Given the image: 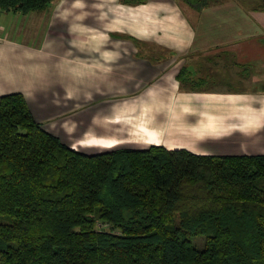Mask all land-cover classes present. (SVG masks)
I'll return each mask as SVG.
<instances>
[{
  "label": "trees",
  "instance_id": "trees-1",
  "mask_svg": "<svg viewBox=\"0 0 264 264\" xmlns=\"http://www.w3.org/2000/svg\"><path fill=\"white\" fill-rule=\"evenodd\" d=\"M53 1L0 0V10ZM178 78L206 81L186 68ZM0 264H264V154L83 151L36 120L22 92L1 94Z\"/></svg>",
  "mask_w": 264,
  "mask_h": 264
},
{
  "label": "crops",
  "instance_id": "crops-1",
  "mask_svg": "<svg viewBox=\"0 0 264 264\" xmlns=\"http://www.w3.org/2000/svg\"><path fill=\"white\" fill-rule=\"evenodd\" d=\"M3 16L0 95L22 92L39 122L69 109L62 91L68 72L98 65L92 54L110 50L108 32L121 33V99L108 102L115 113L105 118L121 135L65 138L41 122L68 145L264 154V9L240 0L202 9L186 0H54L39 11L0 10ZM184 68L203 86L184 87Z\"/></svg>",
  "mask_w": 264,
  "mask_h": 264
},
{
  "label": "rangeland",
  "instance_id": "rangeland-1",
  "mask_svg": "<svg viewBox=\"0 0 264 264\" xmlns=\"http://www.w3.org/2000/svg\"><path fill=\"white\" fill-rule=\"evenodd\" d=\"M240 1L244 4L246 2L252 8V4L249 3H254L257 0ZM0 22H4V25L5 22L8 23L9 16L7 19L3 16ZM3 34L6 33L4 32ZM107 37L110 39V50L104 53L102 51L94 52L92 58L89 59L92 62H99L98 65H78L72 71L68 72L70 75L64 78L67 81L62 86V91L65 97H69L66 99L67 103H69V109L57 115L50 114L46 117H40V121L45 126L48 128H55L57 126L63 130V134L67 132L83 135L86 132H91L95 134L116 133L117 135H121L117 131V126L109 123L105 119L107 116H112L115 113L112 105L108 102L113 99H121L122 59L121 48L117 43V40L121 37V33L112 30L108 32ZM78 47V53L85 56L87 52L80 49L81 43L78 44ZM64 137L66 138V134H64ZM61 138L63 139V136ZM116 146L117 144L109 147L96 145L91 147L84 146L83 148L92 151ZM193 240L196 245L202 246V237L196 236Z\"/></svg>",
  "mask_w": 264,
  "mask_h": 264
}]
</instances>
